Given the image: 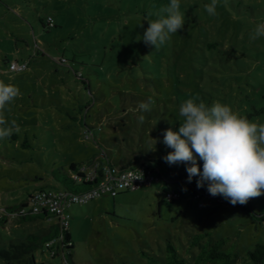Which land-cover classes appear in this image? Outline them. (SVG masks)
<instances>
[{"label": "rangeland", "instance_id": "374dc122", "mask_svg": "<svg viewBox=\"0 0 264 264\" xmlns=\"http://www.w3.org/2000/svg\"><path fill=\"white\" fill-rule=\"evenodd\" d=\"M169 2L0 0V81L20 91L4 110L20 131L0 139V207L37 189H61L54 168L87 162L102 150L116 163L138 156L164 176L140 189L72 203L66 214L73 264H151L145 253L165 264L169 240L195 264L198 249L189 251L191 240L208 232L227 240L225 249L239 255L237 264H254L248 253L264 243V223L236 205L218 203L207 183L205 194L194 196L190 187L198 177L189 182L184 163L163 159L172 151L164 132L178 131L179 106L190 97L208 106L226 103L264 123V36L250 38L264 23V0H218L215 16L205 10L211 0H179L185 23L156 50L143 42L144 18ZM50 16L57 26L45 28L42 20ZM62 57L68 62L57 61ZM24 61L30 62L26 71L10 69ZM149 97L151 110L139 111ZM89 129L97 141L85 138ZM197 162L202 171L203 161ZM166 178L181 193L174 201L166 199ZM263 202L264 192L252 198L257 213ZM57 222L56 216L23 223L10 217L0 224V241L10 247L31 234L43 237ZM36 258L64 264L42 248Z\"/></svg>", "mask_w": 264, "mask_h": 264}, {"label": "clouds", "instance_id": "9594fccd", "mask_svg": "<svg viewBox=\"0 0 264 264\" xmlns=\"http://www.w3.org/2000/svg\"><path fill=\"white\" fill-rule=\"evenodd\" d=\"M217 4L218 0H211L205 5L209 16L217 14ZM153 16L157 18L152 19ZM144 19L148 27L142 35L143 42L156 50L185 23L179 0H170L158 11L147 13ZM262 36L264 23H259L250 38L256 40ZM19 95L17 86L0 81V139L20 131L15 120L9 122L4 116L6 105ZM153 104V98L149 97L147 102L139 103L138 110L150 111ZM179 116L182 122L178 131L169 127L163 135V143L172 149L163 157L165 162L184 163L189 182L198 177L197 188L207 183L210 195H222L233 206L244 205L264 192V123L250 121L220 101L208 106L199 97L183 101ZM197 158L203 161L202 171Z\"/></svg>", "mask_w": 264, "mask_h": 264}, {"label": "trees", "instance_id": "16d2710c", "mask_svg": "<svg viewBox=\"0 0 264 264\" xmlns=\"http://www.w3.org/2000/svg\"><path fill=\"white\" fill-rule=\"evenodd\" d=\"M42 22L45 28L57 26L55 22L53 25L50 24L49 21L44 22L42 20ZM41 51L42 50L37 48L36 53L38 54ZM43 53L44 52L40 54ZM62 59H57V61L61 63L68 62L67 58L62 57ZM21 64L25 66L21 71L11 69V64L10 69L16 72H24L30 66L29 61H24ZM75 72L78 75V72ZM85 138L97 141L96 136L91 133L90 129L85 131ZM155 159L160 160L158 158H154V160ZM106 167H117L122 170L136 167L143 168L146 171H150L158 180L163 179L164 177L159 169L153 167V165L149 162L139 158L138 156L126 155L124 163H116L111 159L110 155L105 150H102L100 155H95L87 162L74 161L69 167L62 165L54 168L52 170V176L62 185V188L58 190H63L64 192L70 194H81L99 186L104 177ZM166 182L167 186H169L167 178ZM170 188L171 187L169 186L168 189ZM190 188L193 190L194 196L199 194L200 197H202L205 194V192H203V188H197L195 184H193ZM38 190L45 189H37L34 192L29 193L27 197L18 203H7V205L5 204L0 207V224L2 226L6 225L10 217L19 220L20 223H23L56 216L55 214L48 213L46 211H42L40 213L34 212L32 207L33 197ZM212 198H215L218 203H230L228 200H225L222 195H217L215 197L212 196ZM236 206L240 207L243 211L249 214L253 220L264 223V202L260 213H257V208H253L252 198H250L246 204L241 205L237 203ZM3 207L5 210H3ZM68 225L69 223L67 226ZM67 226L61 225L57 222V224H55L45 236L41 237L36 234H31L27 240H20L19 243L11 241L10 247H6L5 244L0 241V264H40L36 258V252H38L40 248L44 249V252H47L52 258L63 257L64 264H73L74 242ZM226 243L227 240L225 238L215 239L213 234L209 232L196 234L191 240L189 251H193L194 248L198 249V253L195 254V264H237L239 255L227 251L225 249ZM145 254L149 256L148 262L151 264H159L158 258L148 253ZM248 255L250 259L253 260L254 264H264V243H258L253 250L249 251ZM165 264H188V259L179 252L171 240L167 242V256Z\"/></svg>", "mask_w": 264, "mask_h": 264}, {"label": "built area", "instance_id": "2783aa9c", "mask_svg": "<svg viewBox=\"0 0 264 264\" xmlns=\"http://www.w3.org/2000/svg\"><path fill=\"white\" fill-rule=\"evenodd\" d=\"M48 21L50 24H54V19L51 16L48 18ZM24 67L19 62L11 64V69L13 70L21 71ZM154 179L157 178L150 171H146L143 168L136 167L122 170L117 167H106L104 177L95 189L81 194H70L58 189L38 190L34 194L32 207L35 213L46 211L55 214L61 225L67 226L69 216L66 214V208L72 203L88 202L98 195L107 192L116 195L121 189H140L151 185ZM180 195L181 193L176 189L170 188L166 191V199L169 201L176 200ZM196 196L200 197L199 194Z\"/></svg>", "mask_w": 264, "mask_h": 264}]
</instances>
